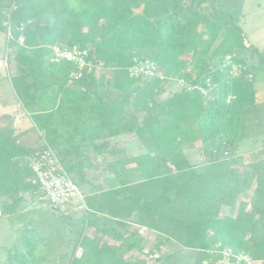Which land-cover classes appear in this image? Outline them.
<instances>
[{"label": "trees", "instance_id": "trees-1", "mask_svg": "<svg viewBox=\"0 0 264 264\" xmlns=\"http://www.w3.org/2000/svg\"><path fill=\"white\" fill-rule=\"evenodd\" d=\"M237 19L216 0H0V33L8 22L13 37L10 83L41 138L76 185L87 181V148L112 158L107 172L118 186L100 182L84 194L80 219L61 213L76 225L66 233L79 242L70 264H215L208 250L217 243L263 264L264 158L237 152L243 118L251 122L259 106L264 47L247 44ZM53 44L86 50L100 71L70 81L72 65L52 61ZM134 56L166 77H130ZM46 69L64 78L59 90L39 83ZM172 79L206 94L171 93ZM129 135L141 149L132 156L112 145ZM16 141L15 128L0 131V196L43 201L23 161L29 149ZM137 228L160 240L148 245ZM161 239L177 251L157 256Z\"/></svg>", "mask_w": 264, "mask_h": 264}, {"label": "rangeland", "instance_id": "rangeland-1", "mask_svg": "<svg viewBox=\"0 0 264 264\" xmlns=\"http://www.w3.org/2000/svg\"><path fill=\"white\" fill-rule=\"evenodd\" d=\"M216 3L223 10L230 11L237 16L238 24L243 29L247 44H253L259 50L263 49L264 0H216ZM223 23L225 24L227 21L224 20ZM6 41V34L0 33L1 59L5 54ZM10 68L8 64V71ZM1 70L5 71V69ZM256 85L258 88L257 103L259 106L251 122L249 120L250 116L243 118V121L247 122L243 133L247 134V136H245L237 152V154L243 155L252 162L264 158V74L256 78ZM171 86V93L180 90V86L176 82H173ZM167 94L165 93L160 98L167 97ZM17 99L18 97L16 98L14 89L10 83L9 73L5 71V76L0 77V131L3 134L16 126L15 123H12L14 116H12L10 108L13 102L16 105L19 104ZM15 116L17 120H20L21 125L19 130L15 129V136L28 148L38 147V140L41 139L42 143L43 138H41L42 133H39L32 122L33 114L32 116L23 114H16ZM112 141V145L115 148H125L128 155L131 156L139 153L141 150L133 135L118 137ZM90 156V161L93 162L91 153ZM100 161L103 164V160ZM95 162L94 160V165ZM102 170L103 168L95 165L90 175L87 174L86 176V179L89 180L86 181L88 184L81 181L77 182V187L83 195L96 187L94 181L99 185L102 178L107 183H102L105 188H108L106 185L110 187V184L118 185L111 173L107 171L102 172ZM102 174L104 175L102 176ZM80 184H83V192L79 187ZM43 201L38 198L28 197V199L26 198L19 205L16 213L4 212L3 217L0 218V264H70L72 258L78 256L79 242L76 241V235L69 237L66 235L67 231L70 228L76 227V225L69 223L61 215L62 213L65 216L80 219L82 213L76 210V201L73 200L71 203L61 206V213L51 211L50 207ZM228 213L229 210L223 208L222 214ZM137 229L138 232L146 235V243L148 245H152V242L160 240V237L155 233L147 232L141 228ZM173 251H177H175L174 245L161 239L160 252H156V255L163 257ZM120 253L125 254L126 258L137 256L135 252L126 254L124 247H121ZM18 256L22 257L19 258ZM41 258L42 260L39 262Z\"/></svg>", "mask_w": 264, "mask_h": 264}, {"label": "built area", "instance_id": "built-area-1", "mask_svg": "<svg viewBox=\"0 0 264 264\" xmlns=\"http://www.w3.org/2000/svg\"><path fill=\"white\" fill-rule=\"evenodd\" d=\"M12 8H14L13 5ZM5 26L7 41L5 54L2 59L0 58V71H2L1 69H5L6 73H8L9 48L7 42L8 40H12L13 37L8 22ZM18 30L20 35L17 37L16 42L22 45L24 44V37L22 35L24 26H19ZM49 48L52 52V61L54 63L65 62L72 65L73 69L69 72L68 76L70 81L81 79L84 75H94L100 70L98 66L87 59V51L77 46L67 47L63 44H53ZM128 74L130 77L144 79L163 80L166 77L160 74L159 70L151 61L137 56L133 57L128 67ZM172 81L180 86V90L193 91L196 89L200 93L206 94L203 88L191 87L181 79H172ZM42 144V149L32 154L25 163L32 174V180L43 194V200L47 202L48 206L58 208L75 200L76 210L81 212L82 216H85L89 210L85 204L84 195L72 181L70 175L51 147L44 140ZM1 216L2 211L0 210ZM208 252L218 256L215 264H254L258 262L246 254L235 253L230 247L223 246L221 243H217L214 249L208 250Z\"/></svg>", "mask_w": 264, "mask_h": 264}, {"label": "crops", "instance_id": "crops-1", "mask_svg": "<svg viewBox=\"0 0 264 264\" xmlns=\"http://www.w3.org/2000/svg\"><path fill=\"white\" fill-rule=\"evenodd\" d=\"M40 75V78H39V83L41 84V85H44V86H49V88H53L54 89V92L55 91H57V90H59L60 89V87L62 86V85H64V83H65V80H64V78L62 77V76H60V74H58V73H55V72H52L50 69H46L44 72H43V74H39ZM0 77H4V76H2L1 75V72H0ZM15 92V91H14ZM51 93H53V92H51ZM50 93V94H51ZM15 95H16V93H15ZM16 98H17V95H16ZM18 100V99H17ZM18 102H19V104H15V102H13V104H12V106H11V108H10V112H11V114H12V116H14V119L12 120V123H15V129L16 130H19L21 127V125H20V120H17V118H16V114H23V115H26V116H30L31 114L30 113H28L24 108H23V106H22V104L20 103V101L18 100ZM20 104H21V106H20ZM41 107H44L45 109H46V111L48 112V113H52V112H54L55 111V109H56V105L55 104H53V105H48V104H44V103H41V105H40ZM36 112V108H34V111L32 112V113H35ZM0 125H1V122H0ZM16 142H18L19 144H21L23 147H26V146H24V144L21 142V140H18V138L16 137ZM39 142H38V144H39V146L38 147H33V148H28V147H26L27 149H29V154H28V156H26V157H24L23 158V161H24V163L26 162V160L32 155V154H34V153H37V152H39L41 149H42V143H41V139H39L38 140ZM88 150V151H87ZM86 151H87V154H88V156H90V153H91V155H92V161L94 162V160L96 161L95 162V165H98V167H101V168H103V170H102V172H106L107 171V162H109V161H111L112 160V158L109 156V155H96L95 156V153L93 152L94 150H93V148L92 147H89V148H87L86 149ZM91 157V156H90ZM90 157H89V162L90 163H88V168H87V170L85 171V174H86V176H87V174L88 175H90V173H91V170H92V168H94L95 167V165H94V163L93 162H91L90 160ZM99 157V158H98ZM110 158V160H108ZM100 160H103V164L101 163V161ZM96 163H100V164H96ZM98 171V170H97ZM96 171V172H97ZM106 174H108V173H106ZM104 174H102V176H103ZM109 175V174H108ZM112 175V174H111ZM113 177V176H112ZM96 180V179H95ZM87 181H89L88 179H87ZM92 181H94V180H92ZM106 180H104V178H102L101 180H100V182H102L103 184L105 183V184H107L106 182H105ZM82 183H83V181H81ZM95 183H96V186H98V183L96 182V181H94ZM90 183V182H89ZM86 184H88L87 182H86ZM87 186H89V185H87ZM92 186V185H91ZM90 186V187H91ZM118 186V185H117ZM116 185H111L110 184V187L109 186H107L106 185V187H108V189H110V188H115V187H117ZM80 189H81V191L83 190V184H80ZM91 191H93V189L91 190ZM83 192V191H82ZM17 197V195H5V196H0V210L2 211V216L1 217H3V215H4V212H5V210L7 209V208H9V206H12V207H10V213H16V210L18 209V207H19V205H21L22 204V202L23 201H16V200H14V198H16ZM8 212V213H9ZM0 217V218H1Z\"/></svg>", "mask_w": 264, "mask_h": 264}, {"label": "water", "instance_id": "water-1", "mask_svg": "<svg viewBox=\"0 0 264 264\" xmlns=\"http://www.w3.org/2000/svg\"><path fill=\"white\" fill-rule=\"evenodd\" d=\"M1 75L5 76V71L4 70L1 71ZM50 210L53 211V212H56V213H61L60 208H58V207H54V206L50 207ZM158 264H165V263L161 261Z\"/></svg>", "mask_w": 264, "mask_h": 264}]
</instances>
